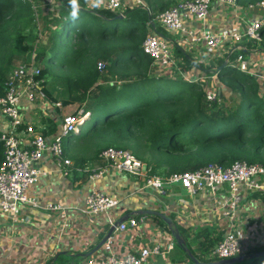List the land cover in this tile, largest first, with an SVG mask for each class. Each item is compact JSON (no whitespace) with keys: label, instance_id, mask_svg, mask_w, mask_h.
I'll return each mask as SVG.
<instances>
[{"label":"trees","instance_id":"trees-1","mask_svg":"<svg viewBox=\"0 0 264 264\" xmlns=\"http://www.w3.org/2000/svg\"><path fill=\"white\" fill-rule=\"evenodd\" d=\"M56 1L58 14L52 18V25H59L58 30L47 25L51 22L45 18L49 10L43 12L39 4L33 7L30 0H0V95L2 83L14 66L10 67L13 58L26 64L32 58L39 67L36 78L40 79V93L48 101L59 99L64 106L85 100L83 108L91 111L88 119L98 104L106 107L108 112L98 123L94 121L86 130L80 127L78 133L70 131L62 136L63 151L70 148L71 140H78L77 146L85 155L90 153V159L105 146L122 147L143 159L150 171L164 174L196 169L208 162L225 165L235 159L264 166V100L254 77L228 65L220 66L218 74L226 76L223 82L230 96L216 105L206 102L199 83L184 81L180 76H154L148 71L152 68L151 58L140 48L146 24L156 12L177 0H141L145 7H126L123 18H116L109 9L86 7L79 0L77 19L70 16L69 0ZM255 1L258 0H237L242 4ZM24 15H29L34 27L26 33L20 29ZM98 60L104 62L101 71L96 68ZM53 67L58 73L51 70ZM49 74L62 81L60 91L47 88L44 76ZM167 79L177 84L180 93L158 98L156 88L167 84L162 83ZM98 80L122 82L100 84ZM139 94L151 97L133 102L132 98ZM47 128L54 131L55 122L49 121ZM81 155L70 158L84 161ZM77 172L87 176L89 170ZM158 222L163 225L161 220ZM216 238L199 241L198 248H191L184 239L183 243L175 241L180 255L165 264H196L188 252L198 260H210L204 253ZM263 249L264 244L252 246L239 261L228 264H264V254L253 255ZM83 254L85 257L89 253ZM80 255L61 254L58 259L69 257L61 262L66 264Z\"/></svg>","mask_w":264,"mask_h":264},{"label":"crops","instance_id":"crops-1","mask_svg":"<svg viewBox=\"0 0 264 264\" xmlns=\"http://www.w3.org/2000/svg\"><path fill=\"white\" fill-rule=\"evenodd\" d=\"M30 2L33 7H35L34 4H39L38 7L43 12L49 10L45 18L46 21L51 22L47 25H51L50 29L52 30H58L59 25H52V22L54 24L52 18L58 14L55 6L57 1L30 0ZM83 2L88 7L86 0ZM128 3L130 0L127 1ZM251 18L260 19L259 31L264 34L261 32L264 30V9L248 8L246 4L239 2L236 6L213 2L204 18L196 19L192 16H186L182 20L185 30L179 29L176 32L166 30L153 18L149 24H146L145 34L155 33L171 40L172 46H176L181 51L182 56L171 52L175 60L172 67H164L151 61L152 68L148 71L154 76L173 77L172 72L175 70L184 81L197 82L201 87L204 84H210L209 81L214 82V87H216L220 97V101L216 105H220L228 100L230 89L223 82V78L226 76L219 75L218 69L220 66L228 65L254 77L258 82L259 93L263 95L264 40L252 41L249 38H242L238 43L226 40L218 47L208 51L203 41H190L187 34L188 31L192 34H198L203 26L218 32L232 26H241L243 22L249 21ZM235 45H240V48H236ZM237 53H241L246 70H240L235 65H231V62L235 61ZM186 62L189 64L186 65ZM119 81L122 82V80ZM99 82L108 83L111 80ZM52 102L46 99L40 100V96L33 101H27L24 98L19 100V105L22 106L23 123H30L46 139H50L55 134L59 119L62 114H65L68 106L74 105L73 109H76L80 106L78 103L85 105V100L75 101L64 106L55 104L56 102H54V106ZM65 106L66 109L63 111L62 108ZM90 113L91 111L88 112L85 120L91 115ZM49 121L55 122L54 131L47 128ZM7 124V118L0 112V130L6 129ZM16 134L21 143H27L26 134L22 132L21 127L16 129ZM77 143L78 140H71L68 142V146L75 148ZM62 144L64 146V141ZM69 149L64 150V154H67L68 158H70ZM84 153L82 151V154ZM86 156L90 160L87 163L74 161L70 158L71 165L63 166V169L69 168L67 174L60 171L49 154L44 153L38 159L37 165L42 172L37 176L35 182L25 189L27 195L37 201V205L26 206L22 209L19 213L21 219H11L7 214L0 212V264H42L49 260L52 253L59 250L72 254L82 253L81 257L75 256L66 263L79 264V260L81 261L84 257L83 253H88L92 248L91 254L100 250L101 244L98 247L94 245L111 226L108 221L109 216L114 220L118 217H124L122 220H125L130 215L137 219L134 226L127 225L124 230L112 229L110 231L108 236L112 249L121 254L138 247L147 246L150 248L155 243L162 245L172 241L173 246L169 251L151 254L146 264L171 262L174 257L180 255V251L175 250V238L171 231L167 230L165 223H162L165 227L161 225L158 222L161 219L155 215L132 213L134 210L140 209L160 210L170 217L171 224L178 233L183 235L181 236L182 239L191 248H193L192 246L198 248L196 243L199 241L217 236L218 238L212 244L214 245L227 230L226 219L220 214L221 202L226 195L225 184L219 185L213 194L203 190L188 193L176 183L164 186L163 192H157L149 186L141 188L142 180L125 172L108 170L97 177H89V172L98 166L101 160L97 155L90 159V153ZM80 170H89V172L85 176L77 172ZM151 173L160 176L165 175L152 169ZM254 179L264 182V173L255 175ZM91 189L117 196L119 206L92 216L83 214L80 211L83 206V197ZM241 189L243 191L242 200L237 210L238 216L241 217V224L236 223L235 225L240 228L244 235L243 241L247 242L249 247H261L264 244V190H246L242 187ZM47 201L57 202L64 207L63 210L70 225L64 235H59L57 225L59 222L55 217V212L44 208L43 203ZM180 229H183L184 233ZM59 238L62 239L57 244L56 240ZM204 254L207 255V251ZM66 258L69 259V257ZM58 260L57 264L63 261V257Z\"/></svg>","mask_w":264,"mask_h":264},{"label":"built area","instance_id":"built-area-1","mask_svg":"<svg viewBox=\"0 0 264 264\" xmlns=\"http://www.w3.org/2000/svg\"><path fill=\"white\" fill-rule=\"evenodd\" d=\"M104 0L99 8L109 9L115 13H123L126 7L140 4L145 7L141 0ZM221 3L236 6L237 0H178L154 14V19L166 30L176 32L179 29L185 30L183 18L192 16L202 19L207 14L209 6L213 3ZM89 6V0H86ZM246 7H258L264 9V0L247 3ZM259 18H251L243 24L232 26L222 31H213L207 26L200 28L198 34L187 32L190 41L201 40L205 43L209 51L218 47L226 40L238 43L242 38H249L252 41L264 40V34L259 31ZM171 40L159 36L155 33H147L140 43L143 53L147 54L152 63H159L161 66L172 67L175 60L171 53ZM240 48V45H235ZM240 70L245 69V61L241 53H237L235 61L231 62ZM98 71L103 70L104 62L96 61ZM39 67L32 58L26 63L14 65L7 73L3 83V93L0 95V112L7 118V128L0 130L1 161H0V212L7 214L11 219H21L19 213L26 206H36L37 201L26 193V187L31 185L42 172L37 165L38 159L44 154H49L55 164L63 174H67L71 159L63 151L62 136L67 132L76 131L77 126L83 121L85 110L77 107L74 114H63L59 119V126L55 134L50 139L35 130L30 123H23L21 114L22 106L19 105L20 98L33 101L40 93V79L36 78ZM203 85V96L207 103H218V95L214 82ZM264 99V93L262 95ZM55 104H59L56 101ZM22 128L26 134L27 143L20 142L16 129ZM97 157L101 160L98 166L91 170L89 177H97L108 170L125 172L142 180L141 188L149 186L157 192H163L166 185L178 184L188 193L205 191L213 194L216 188L226 185V195L221 202L220 214L226 219L227 230L222 237L216 241L207 251L208 257L212 259L227 258L234 255H245L249 249V244L243 241L244 235L236 223L241 224V217L238 216V205L242 200V189L264 190V182L257 181L254 176L264 173V166L257 162H247L244 160H232L228 164L218 162H208L196 169L184 170L181 172L168 173L163 176L154 175L141 158L135 156L128 149L115 146H105L97 152ZM44 208L54 211L55 217L61 218L62 226L67 224L66 213L63 206L57 202H44ZM119 206L117 196L102 192L96 189L89 190L83 197V206L80 211L85 215H95L99 212H107ZM141 220V218H140ZM112 225L115 221L108 217ZM137 223L135 216L130 215L114 225L113 229L124 230L127 225L134 226ZM173 246L172 241L162 245L155 243L152 247L142 246L116 253L111 247L109 236L102 242L100 250L89 253L83 257L79 264H146L151 254L155 255L169 251Z\"/></svg>","mask_w":264,"mask_h":264},{"label":"rangeland","instance_id":"rangeland-1","mask_svg":"<svg viewBox=\"0 0 264 264\" xmlns=\"http://www.w3.org/2000/svg\"><path fill=\"white\" fill-rule=\"evenodd\" d=\"M178 1V0H177ZM29 17V15H24L23 17H22V19H21V22H20V29H21V31L22 32H24V33H26L27 31H32V29L34 28H32V25H33V20L31 19V18H28ZM31 19V20H30ZM121 20V19H120ZM123 21L121 20V23H122ZM171 52L172 53H174L175 55H178L179 54V56H182V53H181V51H179L178 50V48L176 47V46H171ZM18 62H20V58H18V57H14L13 58V60H12V63H11V66L10 67H12L13 65H15V64H17ZM55 66V65H54ZM51 70L54 72V71H57L56 70V68L55 67H53V68H51ZM57 73H58V71H57ZM172 76L173 77H171V76H168L169 78H172V79H175V78H180L179 77V74H178V72L177 71H175V70H173V72H172ZM44 79H45V82H46V86H47V88H50V89H56L57 91H60V89H61V86L63 85V83H62V81H60L59 80V82L54 78V76H53V74H49V75H45L44 76ZM98 81H100V80H98ZM100 83V82H99ZM109 83H117L118 84V82H109ZM162 83H167V84H165V85H163V86H157V88H156V95L155 96H157L158 98H163V97H165V96H167V95H173V94H177V93H180L179 92V87L177 86V84H175L172 80H169V79H167V80H164ZM100 84H108V83H100ZM146 89L147 88H144L143 89V92H145L146 91ZM144 94V93H143ZM143 94H139V96H134L133 98H132V101L134 102L135 101V103L141 98L142 100H146L147 98H149V97H151V96H145V95H143ZM183 95H185L186 94V91H183V93H182ZM58 98H59V96H58ZM41 99H46L44 96H40V100ZM263 99V98H262ZM47 100V99H46ZM264 100V99H263ZM262 100V101H263ZM59 102V99H56V100H53V102H52V104L54 105V102ZM59 104H60V102H59ZM78 105H80V106H78V107H83L84 105H81L80 103H78ZM109 106H111L112 104H108ZM55 106V105H54ZM135 106V105H134ZM73 107H74V105H70V106H68V108H67V111L65 112V114H74L75 113V110L76 109H73ZM106 108V107H105ZM105 108L102 106V105H100V104H98L96 107H95V110H94V112H93V114H92V116L89 118V119H87L85 122L83 121L82 123H81V125L79 124L78 126H77V130H79V128L81 127V129L80 130H86V129H88L90 126H91V124H93V122L94 121H97V123L99 122V121H101L102 119H103V114H105V112H108V111H106L105 110ZM108 108V107H107ZM66 109V106L65 107H63L62 108V110L64 111ZM242 109H244V108H242ZM85 110V109H84ZM90 111V110H89ZM88 110H85V115H84V117L86 116V115H88V112H89ZM63 115V114H62ZM83 117V118H84ZM21 127V126H20ZM75 133H78V131L77 132H75ZM250 133H252V132H250ZM77 145V144H76ZM144 151H146L147 152V149H145ZM143 151V152H144ZM141 152H142V150H141ZM68 153V152H67ZM82 154V149L80 148V147H76L75 146V148H73V147H70V149H69V153H68V155H70V156H80ZM144 154H146V153H144ZM67 155V154H66ZM72 156V157H73ZM81 156H83L84 157V162L85 163H87L88 161H90L88 158H86L87 156L86 155H81ZM146 158L147 159V156H143V158ZM64 259V261L66 262V260H69L68 258H63ZM212 259V258H211Z\"/></svg>","mask_w":264,"mask_h":264},{"label":"water","instance_id":"water-1","mask_svg":"<svg viewBox=\"0 0 264 264\" xmlns=\"http://www.w3.org/2000/svg\"><path fill=\"white\" fill-rule=\"evenodd\" d=\"M122 13L117 12L114 16L116 18H121L122 17ZM136 214H150V215H155L157 217H159L161 219V221H163V223L166 224V226L168 227V229L171 231V234L173 235V237L175 238V241L177 243H183V239L178 235L177 231L175 230L176 228L171 224V218L168 217L167 215H165L164 213H162L160 210H155V209H140V210H134L133 211ZM126 216V215H125ZM124 217H118L113 224L109 227V229L101 236V238L96 242V244L94 246L98 247L100 246V244H102V242L106 239V237L110 234V231L113 229L114 225L117 224L118 222H120ZM58 220V227H59V235H64L66 233V230L69 228V222H68V218H66L67 220V224L62 226L60 224V220L61 218H57ZM62 238H59L56 240V243L59 244ZM93 250V248L88 251V253H90ZM63 254L66 256H71L73 255L72 253H68L67 251L64 250H59L56 251L55 253H52L49 256V260L46 261L45 263L42 264H55V261L58 260V257ZM189 256L191 257L192 261L196 264H228V263H232L234 261H239L243 256L241 255H234L231 257H227V258H217V259H210V260H206V261H201L196 259L191 253H189ZM264 254V249L263 250H259L255 253H253V255H262ZM248 256H252V254H249Z\"/></svg>","mask_w":264,"mask_h":264},{"label":"clouds","instance_id":"clouds-1","mask_svg":"<svg viewBox=\"0 0 264 264\" xmlns=\"http://www.w3.org/2000/svg\"><path fill=\"white\" fill-rule=\"evenodd\" d=\"M103 3H104V0H89V6L93 9L101 7L103 5ZM69 4H70V8H71V11H70L71 18L77 19L79 12H80L79 0H69ZM86 117H87V115L84 117L83 121L85 120ZM81 123H80V125H81ZM76 131H78V130H76ZM76 131H74V132H76Z\"/></svg>","mask_w":264,"mask_h":264}]
</instances>
